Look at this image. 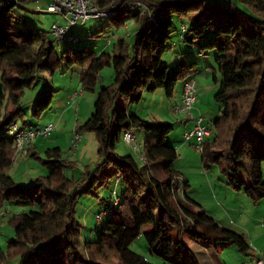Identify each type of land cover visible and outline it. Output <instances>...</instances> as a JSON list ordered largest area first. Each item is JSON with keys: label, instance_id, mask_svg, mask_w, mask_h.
<instances>
[{"label": "trees", "instance_id": "obj_1", "mask_svg": "<svg viewBox=\"0 0 264 264\" xmlns=\"http://www.w3.org/2000/svg\"><path fill=\"white\" fill-rule=\"evenodd\" d=\"M93 1L108 12L100 17H110L119 24L135 18L139 23L133 56L124 51L123 40L119 41L120 53L113 56L98 55L84 47L68 48L63 56L69 65L82 66L84 90L96 88L105 65L114 66V84L101 88L95 110L84 124L97 133L105 162L94 174L89 169V184L84 186L75 181L76 175L74 181L65 176L66 162L75 169V161L61 160V148L51 147L46 153L53 159L44 160L49 164V175L37 178L32 187H22L9 170L16 152L10 127L25 115L21 104L24 89L34 84L38 71L58 63L57 43L80 41L74 28L84 24L69 29L72 39H59L52 29L50 38L41 30L17 24L16 8L30 0H0V207L6 201L31 206L14 217L15 238L0 254V264L15 259L17 264H153L130 247L144 226H149L144 234L150 251L171 264H200L186 237L218 249L233 244L247 254L249 245L241 233L222 227L199 202L187 196L189 180L174 167L177 148L167 143L174 126L149 124L132 114L130 106L139 102L144 89L163 88L169 97L173 96L178 81L197 72L198 61L193 57L189 62L177 63L171 72L163 60L171 48L174 15L193 20L189 32L185 29L181 36L186 43L197 46L199 55L216 50V64L222 74L214 96L222 114L214 120V140L203 144L202 159L207 166L222 164L232 188L244 189L254 200L264 198V0H242L255 10L254 17L234 4L225 6L211 0ZM137 1L145 11L135 4ZM53 97L50 89L41 93L34 115H42ZM137 126L153 132L145 143V165L138 164L132 155L115 153L120 136ZM75 129L80 128L77 125ZM32 155L40 156L35 152ZM154 170H159L162 178ZM114 176L122 177L126 185L123 198L115 196L120 198L117 205H113L115 197L107 201L102 211L111 217L104 226L102 221L97 224L98 241L83 243L75 216L78 188L91 192L92 187L98 189ZM181 188L183 197L177 195Z\"/></svg>", "mask_w": 264, "mask_h": 264}, {"label": "rangeland", "instance_id": "obj_2", "mask_svg": "<svg viewBox=\"0 0 264 264\" xmlns=\"http://www.w3.org/2000/svg\"><path fill=\"white\" fill-rule=\"evenodd\" d=\"M211 1L225 6L234 4L252 17L256 14L255 10L242 0ZM48 4L49 0H39V3L36 0H30L29 3L17 7V24L21 26L28 25L30 28L41 30L52 38L50 33L52 23L64 22V17L58 13L46 12ZM31 8L38 9L32 10ZM193 22L190 18L174 15V31L169 41L171 48L164 53L163 60L168 64L169 72H171L177 63L189 62L194 55L195 57L201 56L205 58L203 64L200 63L196 66L200 74L197 76L196 86L197 90L200 89L201 99H199L200 104H195V106L196 108H206V111L217 112L215 118L199 114L198 117L191 119L195 115L194 112L189 115L173 111V107L181 102L179 100L181 99L183 82L185 81L182 79L178 81L171 97L166 94L163 88H157L154 91L144 89L139 102L131 104L130 112L149 124L163 122L171 123L174 126V130L167 136V143L177 146L178 158L175 167L183 170L184 177L188 178V193L198 201H201L202 206L209 213L214 214L216 216L215 219L223 227L231 230H234V228L238 229L241 234L246 235L254 233L255 229L264 231V223L260 224L262 219L260 216L264 212V198L254 200L245 193L244 189L237 190L229 186L226 175L222 171V164L214 162L209 166L205 165L201 149L184 136L185 132H189L192 129L190 123H197L200 115L205 119V123L216 133L217 128L214 125V120L222 114L221 104L214 97L222 79V74L216 64L217 51L207 50L205 54L199 55L200 50L197 46L186 43L181 36L182 26L184 25L189 32ZM83 24V26L74 28V34L80 37V41L76 43L68 41L57 43L55 45V53L59 59L58 63H52L49 68L38 71L34 84L31 87H26L21 97V104L25 113L23 120H18V124L21 127L37 128L49 122H55L56 124V128L51 135L48 137L39 136L34 140V143L42 151L38 153L39 157L32 155V153L27 158L19 159V157H14L15 161L9 173L22 187H32L36 183L37 178L49 175V164L45 163L44 160H52L53 158L48 156L46 150L57 145L60 146L62 151L61 160L73 161L75 159V169L66 162L65 176L74 181L73 175H76L75 181L84 186L89 184L87 181L89 169L94 174L105 162V157L99 152L97 133L84 127V124L95 110V100L101 88L110 87L114 84L116 77L114 66L105 65L99 72V81L96 88L94 90H84L81 82L82 66L79 64L69 65L63 56L68 48L77 50L83 47L98 55L113 56L121 51L120 40L124 42V51L133 56L139 23H137L135 18L127 20L124 24H119L110 17H98L89 19ZM197 73L195 72L194 75ZM215 74L217 75V80H214ZM190 77H193V75ZM0 86H2L1 83ZM47 89L54 93L53 102L42 115L36 116L33 113L35 103L41 93ZM76 92H78L77 95ZM61 108H69L70 110V113H66L63 116L62 124L58 117L56 118L57 115L59 116V113L56 112ZM187 117L189 121L185 123L184 119ZM77 125L80 128L78 132L81 134L82 139L78 150L75 151L72 147V139L76 135L75 128ZM131 132L135 136L132 144L125 141L122 134L116 144L115 153L119 156L132 155L137 163L142 165L139 159L140 154L134 150L133 146L138 145L140 152L143 153L145 143L153 132L140 126L133 127ZM211 140H214V137ZM157 171H155L156 174L162 178V173L159 170ZM91 189V192H84V189L78 188L76 195L75 216L81 226V240L83 243L98 241L100 228L97 226V213L107 208V201H110L111 198L115 196L123 198L126 185L122 177L114 176L99 186L98 189L94 187ZM75 190L77 188L73 190V194H75ZM30 209L31 206L20 205L15 201H6L4 206L0 207V247L5 252L9 242L15 238V229L12 224L14 217L18 213ZM110 217L111 214L105 216L101 222L102 226L105 225ZM144 231H146V228ZM130 247L139 255L153 258L157 264H171L150 251L144 232L132 242ZM222 252L224 253L220 257L224 264H240L246 258L236 245H229ZM7 264H12V261L9 260Z\"/></svg>", "mask_w": 264, "mask_h": 264}, {"label": "built area", "instance_id": "obj_3", "mask_svg": "<svg viewBox=\"0 0 264 264\" xmlns=\"http://www.w3.org/2000/svg\"><path fill=\"white\" fill-rule=\"evenodd\" d=\"M137 6L145 11V6L141 2L135 3ZM43 12V11H42ZM46 12L58 13L63 15L64 22H53L51 29L53 34L59 39L69 38L73 36L69 35V29L73 26H77L89 19L105 16L108 12L101 10L93 0H51L46 8ZM183 26L182 31H185ZM78 92H76V95ZM198 98V90L196 81L194 78L189 77L183 82V93L181 102L173 107L175 113H187L191 114ZM55 122H49L44 126L37 128L33 127H21L18 123L12 124L10 127V134L15 139V157L23 156L27 153L29 148L33 145L34 140L39 136L48 137L55 130ZM76 135L72 139V147L75 151L78 150L79 143L81 142V134L75 129ZM212 129L209 125L203 122V118L199 117L197 123L194 124L193 128L189 132H185L184 136L189 141H195V144L202 149L206 139L211 136ZM123 138L128 143L132 144L135 140V136L131 131L124 133ZM134 150L140 154V161L142 164H147V159L140 152L138 145L133 146ZM120 202V198L115 197L113 205H117ZM111 205L110 209L113 208ZM109 209V211H110ZM108 212L101 211L97 213V224H99ZM254 264H264V254L261 258L256 259Z\"/></svg>", "mask_w": 264, "mask_h": 264}, {"label": "crops", "instance_id": "obj_4", "mask_svg": "<svg viewBox=\"0 0 264 264\" xmlns=\"http://www.w3.org/2000/svg\"><path fill=\"white\" fill-rule=\"evenodd\" d=\"M50 2V0H49ZM33 9H36V8H33ZM44 9V8H43ZM109 43H111V41H109ZM197 61H198V64H203L205 62V58L201 57V56H197L195 57V55L193 56ZM198 73L196 75H193L192 78L195 79V81L197 80V76L199 74V71H197ZM200 75V74H199ZM197 85V84H196ZM201 87V85H200ZM209 87V85H208ZM182 93H183V90H182ZM181 99H182V94H181ZM181 99L179 101H181ZM201 99V96H200V89H198V98H197V102H196V105L197 104H200V100ZM199 100V102H198ZM63 106V105H62ZM59 109V108H58ZM55 110H57V108H55ZM192 112H194V117H191V119L195 118V117H198L199 114H203L202 116H205V117H211V118H215V114L217 112L215 111H206V108H196V106H194V108L192 109ZM202 112V113H201ZM56 113H59V116L57 115L56 118L58 117V119L60 120V123L62 124L63 123V116L66 114V113H70V110L69 108H61L58 112ZM200 115V117H202ZM213 116V117H212ZM53 117V116H51ZM203 118V117H202ZM189 121V118L187 117L186 119H184V122H188ZM203 122L205 123V119L203 118ZM207 124V123H205ZM191 125V128H193L194 124L190 123ZM208 125V124H207ZM211 128V127H210ZM212 129V128H211ZM214 136V131L212 130V134L211 136H209L206 141H210L212 139V137ZM193 144H195V141H191ZM58 146V145H57ZM175 146V145H174ZM39 146L35 143H33V147L31 148L30 151H28L25 155L23 156H19V159L20 158H24V157H30V154L35 152V153H41L42 151L38 148ZM56 147V146H54ZM60 147V146H59ZM177 148V146H175ZM75 160V159H73ZM176 163V162H175ZM175 167V166H174ZM262 168H263V173H264V163L262 164ZM175 170L181 174V176L183 175V170L179 169V168H176L175 167ZM264 175V174H263ZM184 177V175H183ZM264 177V176H263ZM185 178H187L185 176ZM188 179V178H187ZM187 196H189L191 199L199 202L201 205V201H198L195 197H193L192 195H190L188 193V191L186 192ZM177 195L179 197H183L184 196V190L183 188L179 189V191L177 192ZM207 211V210H206ZM208 214L210 216H212L213 218H215L216 216L212 213H209V211H207ZM261 215V214H260ZM262 219V221L260 220V224L262 225L264 223V212H262V215L260 216ZM217 221V220H216ZM222 227L223 225L217 221ZM146 228V231L149 229V226H144L143 228V232L144 229ZM233 228V227H232ZM234 230L238 233H240V230L238 229H235ZM248 245H249V250H248V253L247 254H244L245 255V260L243 262H241L240 264H254L256 259L258 258H261L264 254V231H261V230H256L255 229V232L254 233H248L247 235L246 234H242ZM186 243L188 244V246L195 252L200 264H224L223 261L221 260V257L220 255L224 252H222V250L226 249L227 246L229 245H233V244H229L227 245L226 247L224 248H221V249H218L216 248L214 245L210 244V243H207V242H204L202 240H197V239H192L190 237H186ZM4 250L2 249V247H0V254L3 252ZM221 252V253H220ZM3 256V255H2ZM2 258V257H1ZM150 262H152L153 264H157L156 261H154L153 258H147ZM17 261L18 259H15L12 261V264H17ZM4 262L2 261L1 264H3Z\"/></svg>", "mask_w": 264, "mask_h": 264}]
</instances>
